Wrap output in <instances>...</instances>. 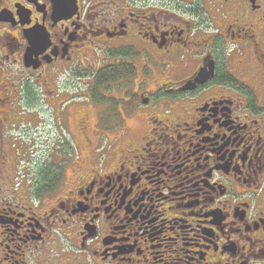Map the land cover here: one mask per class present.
Here are the masks:
<instances>
[{"label":"flooded vegetation","instance_id":"obj_1","mask_svg":"<svg viewBox=\"0 0 264 264\" xmlns=\"http://www.w3.org/2000/svg\"><path fill=\"white\" fill-rule=\"evenodd\" d=\"M1 66L119 150L0 176V264H264V0H0Z\"/></svg>","mask_w":264,"mask_h":264},{"label":"rangeland","instance_id":"obj_2","mask_svg":"<svg viewBox=\"0 0 264 264\" xmlns=\"http://www.w3.org/2000/svg\"><path fill=\"white\" fill-rule=\"evenodd\" d=\"M4 54L2 53V62H5ZM23 71L19 66L11 69L5 66L0 67V176L3 177V190L25 188L27 183L37 181L36 175L39 172H46L47 166L55 169L52 166L53 163L59 162V173L61 174L65 168L64 174L69 177L74 173L77 168L75 165L78 163L85 166V170H80L87 172V162L91 157L96 162L93 165L94 168L97 164L101 166L108 159L111 161L115 159L119 148L110 149L106 144L105 136L103 137L104 143L96 149L78 142L76 130L67 121L72 111L71 107L64 111L67 120L63 125L66 127L57 129L47 107H44L42 102L38 104L37 98L30 99L31 93L26 85ZM6 74L13 75L10 81L3 78ZM84 82L76 76L71 83L73 87L67 94L68 97L83 94L85 92ZM9 113L12 115L9 116ZM145 171L149 172L148 180L152 182V165L147 166ZM6 175L10 178L9 184L5 180ZM78 250L79 247L76 245L74 248L76 255H78ZM31 256L34 255L31 254ZM70 259L73 260L69 255L63 257L65 264H71ZM92 259L86 261L89 264H92V261L96 262L93 264L99 263L97 258L92 257ZM16 263V257L9 254L6 264Z\"/></svg>","mask_w":264,"mask_h":264}]
</instances>
